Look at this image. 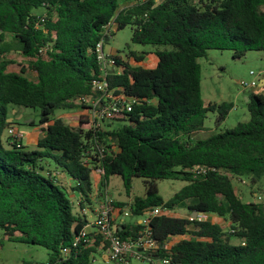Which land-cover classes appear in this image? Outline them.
<instances>
[{"label": "trees", "instance_id": "obj_1", "mask_svg": "<svg viewBox=\"0 0 264 264\" xmlns=\"http://www.w3.org/2000/svg\"><path fill=\"white\" fill-rule=\"evenodd\" d=\"M37 7L43 11L35 12ZM111 17L116 28L133 25L131 41L157 46L150 50L157 57L150 67L137 63L147 50L128 49L126 56L135 64L114 55L120 69L107 76L108 82L136 97L135 103L97 129L83 127L81 119L73 126L61 116L51 117L54 108L77 107L78 96L93 93L94 46ZM210 48L230 49L234 57L264 50V0H0L3 236L44 246V264H91L105 241L99 233L91 240L75 238L87 221L81 208L95 197L91 172L100 167L99 185L118 174L126 192L133 176L143 178L145 191L131 202L134 216L149 205L173 209L191 200L190 215L196 210L228 219L225 229L198 214L151 216L157 254L168 257V264H264V201L243 200L232 183V176H249L252 182L264 176V92L247 96V120L195 137L208 111H215L219 122L233 106L225 100L203 103L198 58ZM12 51L27 60L18 70L7 68L15 62ZM29 70L35 71L33 78ZM14 106L38 108L37 148L27 149L8 132L2 137L14 123L7 120ZM45 156L70 184L53 170L44 171L40 160ZM200 166L205 170H191ZM163 178L185 182L164 198L156 183ZM69 190L79 194L78 212L72 210ZM141 226L137 219L123 221L115 231L126 239ZM185 234L164 246L171 236ZM232 235L240 241L231 242Z\"/></svg>", "mask_w": 264, "mask_h": 264}, {"label": "rangeland", "instance_id": "obj_2", "mask_svg": "<svg viewBox=\"0 0 264 264\" xmlns=\"http://www.w3.org/2000/svg\"><path fill=\"white\" fill-rule=\"evenodd\" d=\"M197 1V0H194ZM127 1H123L124 3ZM35 12H42L43 7H37ZM133 25L130 23L125 24L123 27L114 28L104 42V50L112 54H118L123 56L130 64L134 63L132 57H127L128 49H134L136 51H150L154 50L157 46L151 43H139L133 42L130 39ZM163 47V45H159ZM150 53V52H149ZM11 57L15 60L9 64L8 68L11 70H18L23 62L27 61L18 52H10ZM153 55L147 54L146 65H152L154 58ZM128 58L130 60H128ZM200 63V85L201 95L203 103L206 104L209 101H231L233 106L228 111L225 118L219 122H216V112L208 111L204 120V128L197 131L194 136L202 137L213 131H218L226 127L233 126L239 120H247L249 118V112L247 109V96L251 92L261 91V85H259L260 78L264 76V50L263 49H251L247 50L242 57H234L230 49H207L205 55L198 58ZM252 71V72H251ZM28 76L33 78L34 75L31 71H28ZM251 80H255L256 84L249 86L246 85ZM246 83V84H245ZM15 110V111H14ZM82 114L81 106L74 108H54L51 117L61 116L66 122L73 126L79 125V117ZM11 117L14 118L12 124L17 130L23 133L22 143L27 149L37 148L36 135L42 132L38 125L39 110L38 108L14 106L10 110ZM25 120H33L35 123L30 124ZM118 120H114L117 123ZM7 131L5 130L2 137L5 138ZM40 163L44 165V171L46 168H50L54 171L55 163L50 157H42ZM95 171L91 172L93 181V192L95 194L94 199L105 192L109 194L115 201L130 203L135 195H143L145 191L144 180L141 176H133L132 185L128 192L125 191L121 177L118 174H112L108 176L106 186L99 185L96 179ZM243 179V180H242ZM182 179L163 178L156 181L159 193L168 198L172 193L177 190L182 184ZM232 183L236 192L245 201L249 200H264V176L255 182H252L249 176H232ZM252 190H256L255 195L252 194ZM69 199L72 202V210L74 212L80 211L77 204L76 191L66 192ZM257 194L261 198L257 197ZM97 195V196H96ZM93 199V200H94ZM191 200H185L183 203L176 205L171 212V215L177 216H191L188 204ZM94 203V202H93ZM118 204V203H117ZM205 217L212 221L219 222L225 229H229L228 219L219 216L215 213H203ZM143 215L134 216L132 214L126 215L124 221H130L140 219ZM89 220L93 219V215L87 213ZM113 219L117 220V215L113 214ZM187 236V235H185ZM183 235V237H185ZM230 241L238 243L240 241L238 236L232 235ZM48 257V250L39 244L25 243L21 241H14L7 239L3 236L2 230H0V264H44ZM131 262H136L134 258ZM113 263L111 260L102 255L101 251L93 253L91 264H109Z\"/></svg>", "mask_w": 264, "mask_h": 264}, {"label": "built area", "instance_id": "obj_3", "mask_svg": "<svg viewBox=\"0 0 264 264\" xmlns=\"http://www.w3.org/2000/svg\"><path fill=\"white\" fill-rule=\"evenodd\" d=\"M114 28H116V22L114 18L111 17L102 25L101 34L104 35V37L97 40L94 46L97 72L91 81L93 93L81 95L75 99V102L82 108V114L79 119L82 120L81 125L85 128H100L105 122H109L111 119L123 115L124 111H129L136 101V97L127 95L122 90L118 89L117 86H111L108 82L107 76L110 73L118 72L120 69L114 57L115 54L104 50V40L106 37L110 36ZM255 84V80H251L246 85L252 86ZM7 132L17 140H21L23 137V133L12 125L7 128ZM93 170L95 171V177L98 182V176L102 172V168L96 167ZM191 170L199 172L204 171L205 168L200 166L196 170ZM104 191L105 192L100 193V195L94 199V203L86 204L81 208L83 214L87 216V213H90L93 215V219L89 220L87 218V221L80 228L75 241L79 239L91 240L99 233L106 244L102 253L114 264H126L131 262L132 258L136 260V262L132 263L147 264L157 260L159 264H168V257L164 256V258H160L157 254L159 242L153 237L148 221L153 215L170 214L171 209L164 204L144 207L141 213L143 216L138 220L142 226L137 234L131 238H121L116 234L115 226L121 224L126 215L132 214L131 202L117 204L115 200L106 193L105 189ZM257 197L261 198L259 194H257ZM113 214H116L119 218L114 220ZM91 226H94V229H90ZM169 245L168 240L164 246L168 247Z\"/></svg>", "mask_w": 264, "mask_h": 264}, {"label": "crops", "instance_id": "obj_4", "mask_svg": "<svg viewBox=\"0 0 264 264\" xmlns=\"http://www.w3.org/2000/svg\"><path fill=\"white\" fill-rule=\"evenodd\" d=\"M150 52V53H149ZM149 52H147L146 53V55L144 56V58L141 60V61H138L137 63H139V64H141V65H143V66H148V67H150V66H154L155 65V63H156V61H157V57H156V55L154 56V58L151 60V61H153V64L152 65H146V64H144L145 62H146V57H147V54L149 55H153V52L152 51H149ZM123 57V56H122ZM124 58V57H123ZM128 60H130L129 58H128ZM136 63V61H134V63L133 64H135ZM10 64V63H9ZM9 64H8V66H9ZM8 68V67H7ZM9 69V68H8ZM10 70V69H9ZM12 70V69H11ZM28 73V72H27ZM31 73H33V75H35V71H31ZM28 75V74H27ZM259 85H261V91H257V92H264V76L262 77V78H260V81H259ZM37 136L38 135H36V137L35 138H37ZM50 169V168H49ZM51 170V169H50ZM51 173H53V174H55L56 176H58V178L60 179V180H62V182H64V183H67V184H70L71 183V179H70V177L69 176H67L66 174H64L63 172H61V171H59V170H55V171H52ZM93 181H94V179H93ZM255 193H256V190H252V194L253 195H255ZM78 197H79V194L77 195V199H78ZM123 204H126L125 202H123ZM171 212H172V209L170 210V214L169 215H171ZM205 215V214H204ZM117 218H119V216H117ZM139 220V219H138ZM137 220V221H138ZM212 221V220H211ZM216 222V221H215ZM219 223V222H218ZM221 224V223H220ZM222 225V224H221ZM223 226V225H222ZM90 229H94V226H91V228ZM185 236V235H184ZM181 237H183V235H173V236H171L168 240H169V244L170 243H172L174 240H176V239H178V238H181ZM102 255L104 256V253H102Z\"/></svg>", "mask_w": 264, "mask_h": 264}, {"label": "water", "instance_id": "obj_5", "mask_svg": "<svg viewBox=\"0 0 264 264\" xmlns=\"http://www.w3.org/2000/svg\"><path fill=\"white\" fill-rule=\"evenodd\" d=\"M105 39H108V37H106ZM21 108L23 109L24 107L23 106H21ZM15 111V110H14ZM13 119V117H8L7 118V120L8 121H11ZM30 120H25V122H29ZM200 215L201 216V218H205V215L203 214V212L202 211H196V210H194L193 212H192V215H191V217H194V216H196V215ZM157 263L159 264V261H157Z\"/></svg>", "mask_w": 264, "mask_h": 264}]
</instances>
